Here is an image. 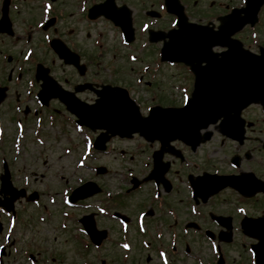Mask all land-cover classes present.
Returning <instances> with one entry per match:
<instances>
[{
  "label": "rangeland",
  "instance_id": "1",
  "mask_svg": "<svg viewBox=\"0 0 264 264\" xmlns=\"http://www.w3.org/2000/svg\"><path fill=\"white\" fill-rule=\"evenodd\" d=\"M17 1L19 9L17 10L18 14H14L16 17L15 30L21 32L25 26L20 18L24 17L29 21L31 17L36 16L39 12V0ZM97 1L89 0L88 3ZM116 1L126 2L134 9L136 25L142 22L143 13H141L140 8L142 0ZM54 3L57 7L66 9L62 21L57 23V29L59 35L64 38L66 45L76 51L80 55L81 61L86 64L87 75L85 78L89 76L97 82L131 84V95L137 100L143 111H146L147 107L154 103L148 97L152 92L159 94L160 97L157 101L160 102V105H180L179 88L185 86V79L187 80L186 77L183 78V71L180 67H163L154 77L158 86L149 85L145 87L136 84L135 79L138 73L133 75L135 72L133 70L136 68L141 70L142 66L151 63L154 49L144 50L143 53L137 54L135 60H131L130 55L134 52L133 48H126L121 44L119 35L113 30L109 22L103 18L88 22L84 21L78 11L76 12L78 0H54ZM42 37L41 33L33 36L32 41L36 42L34 45L32 44L34 48H36L37 43L42 42ZM36 49L37 58L47 59L48 67L58 78L69 77V74H71L73 82L81 80L73 68L64 65L58 59L50 62L49 65L51 53L48 50L45 48L42 50V47ZM150 53L152 56L148 58ZM18 56L20 58L21 55ZM11 57L13 60L8 63V71L10 67L18 63H15L16 56L11 54ZM25 67H27V63L24 64L23 68L25 69ZM8 71L0 69V78ZM145 79H152V77L146 73ZM0 84H2L1 80ZM25 84L22 80L17 84H12L11 81L8 89L9 94L0 103L1 120L5 130V141L3 149L0 150V164L3 157H6L8 161L10 160L9 169L13 186L17 188L25 187L28 193L38 192L41 195V203L46 206L41 209L22 200V203L16 204L17 213H21L19 214L20 220L17 217L15 220L8 219L0 213L2 225L0 244L6 242L3 238L4 233L7 234V232L10 236L8 242L14 240L6 248L7 254L4 257L3 264H31L29 258L25 257L22 260L23 258L18 254L23 250L30 251L34 255L37 252L36 256L40 258V262L42 259L47 258L50 259V262L52 261V264H161L157 249L168 242H148L150 243L149 248L141 247L139 240L145 238V236L137 237V234L130 228L128 239L130 235V239H132L130 243L133 249L129 258H124V251L121 250L118 244L119 236H121L117 224L119 222L109 216L97 215L95 218L97 227L107 229L109 237L97 250L90 247L86 251L81 244V238H83L81 234L83 233L80 232L81 228L76 222L82 214L96 211L97 203L105 209L111 206L114 211L126 214L130 218L135 217L139 211L149 208L146 205L148 195L152 191H150L149 183L145 184L139 192L122 194L125 191L124 188L129 186L130 174L136 176L142 174L144 163L149 159L150 149L147 145L142 143V139H138V137H135L137 140L125 142L114 139L107 146V152H98L94 149L91 151L90 142H92L97 131L92 133L85 127H83L84 130L76 128L73 117L67 114H65L67 117H64V115L61 117L60 114H57L52 125L47 123L46 115H42V126L44 127L41 135L37 136L42 142L43 140L46 141L43 145L38 144L37 139L33 140L32 137L34 119L30 118L31 114H25L26 119L24 120L28 123V130L24 132V141L22 140V144L20 143L19 149H14L15 121L17 117H23L22 111L16 116L14 101L15 98L21 99L24 89L26 90ZM15 91L18 92L17 96L14 94ZM86 94L80 95V97L88 101L93 100L92 93ZM22 105L20 101L21 110L23 109ZM30 106L32 105L30 104ZM56 106L59 107L60 104ZM56 106L52 104L51 108L55 110ZM60 108L62 110L61 106ZM252 109L256 110L255 107H252ZM255 112L257 113V110ZM56 141L59 145H56ZM225 145H228V149H232L228 143H225ZM219 146L218 140L213 139L200 146V149L193 153L186 150L184 155L187 159H194L201 164L200 168H192L193 170L189 172L193 174L199 172L200 174L202 169L210 172L216 165L223 166L222 159L225 149L221 150ZM208 153L212 155L211 160L206 156ZM130 154H133L132 160L129 159ZM97 166L105 167V173H96L95 167ZM223 167L227 168L226 166ZM186 172H188L186 169L177 168L176 165L171 167L170 175L176 185L168 194L164 195L162 193L165 197L164 200L178 211L179 219L182 222L189 220L186 207L188 204L185 203L187 191L185 184L179 182L178 178L185 177ZM85 181H93L100 188L99 194L82 200V205H88L89 209H86L87 207L64 206L61 202L63 190H67L69 187L72 190ZM118 194L120 197L116 196ZM155 194L156 196L159 194L158 190L155 191ZM50 197L55 201L52 204L49 202ZM115 197L118 198L114 200ZM150 205H153L152 201H150ZM150 210L153 214L147 217L146 221L150 227L159 226L160 224H154L158 221H171L170 215L164 214V208L160 209L157 205H153ZM64 211L67 212V216L63 215ZM165 229L164 225H162V228L160 227L162 232ZM163 239L167 240V236H164ZM14 250L17 252L14 253ZM174 264H176V261H174Z\"/></svg>",
  "mask_w": 264,
  "mask_h": 264
},
{
  "label": "water",
  "instance_id": "2",
  "mask_svg": "<svg viewBox=\"0 0 264 264\" xmlns=\"http://www.w3.org/2000/svg\"><path fill=\"white\" fill-rule=\"evenodd\" d=\"M113 4V0H105L100 4L93 5L89 9V17L95 18L100 14L105 15L119 24L130 40L132 30L129 11L126 6L115 8ZM113 10H115V18ZM203 28L188 25L181 21L176 31L169 32L168 46L167 44L164 45L162 50L169 60H182L190 64L196 74L195 90L192 97L181 108L156 106L151 109L147 117H141L138 113V107L132 101H123L122 94L107 91L113 89L101 91V97L92 105L83 104L76 99L62 98L68 109L78 117L77 122L79 124L87 125L93 129L105 130L94 141L96 149L104 150L105 143L110 136L118 134L119 136L129 137L133 132H139L146 139L153 140L157 138L163 143L174 138L192 140L196 137L200 128L207 127L209 123L216 121L218 117L223 116L225 118L230 112L237 119L243 107L251 102H257L259 98H264V72L262 70L253 71L250 65L251 61L247 59L252 58L244 54L243 51L234 49L231 44H228L229 51L219 60L213 57L216 61H213L209 66L199 68L194 65V63L199 64L203 60L209 62V48L213 45V37L209 31ZM177 34H182L183 37L179 38ZM62 51L65 54L63 55L66 57L65 59L76 65L80 69V73H83L85 68L83 65L79 67L77 57L69 55L70 53L63 46ZM39 71V75H42L43 79L42 86H44L39 96L46 103L50 95L48 91L53 82L49 77H46V70L43 72L42 69H39ZM2 92L3 89L0 88V100L4 96ZM109 95L115 96L116 99H109ZM262 104L264 105V102ZM224 133L229 136L237 135L236 132ZM162 151L163 149L155 154L154 169L157 173V179L162 177V173L166 169V167H162L157 163ZM99 171L102 172L103 170L99 169ZM0 179V193L4 194V199H0V205L10 211L13 208L14 200L23 196L24 191L12 187L6 168ZM200 179L191 180V183L196 187ZM203 180L205 181V178ZM207 181H211L210 177ZM86 188H90V191H87ZM96 191H98V188L89 182L75 189L70 199L74 201ZM6 195H9V197H6ZM91 218L90 215L83 218L82 221L93 241L99 243L100 238L104 237L106 232L105 230H96Z\"/></svg>",
  "mask_w": 264,
  "mask_h": 264
},
{
  "label": "flooded vegetation",
  "instance_id": "3",
  "mask_svg": "<svg viewBox=\"0 0 264 264\" xmlns=\"http://www.w3.org/2000/svg\"><path fill=\"white\" fill-rule=\"evenodd\" d=\"M249 3L255 7V22L253 25L249 22L253 17V8L251 7L246 11L244 9ZM18 5V2L12 0L9 5L12 26H14L13 36L0 34V69L2 71H7L8 63L13 60L8 53H19L17 49L20 35L15 30L16 17L14 15L17 14L14 7ZM174 6L176 9L180 8L182 10L187 21L208 25L214 30L219 26L222 17L235 13L239 18H243L242 20H246L247 23L234 34V37L240 39L243 46L250 52L254 54L264 53V0H177ZM140 8L141 13H143L142 21L146 19L151 23L148 29L169 30L172 28L174 20H176V16L167 11L163 0H142ZM131 9L134 15L135 11L132 7ZM148 11H154L156 15L151 17L147 14ZM51 29L57 37L62 38L57 35L59 31L56 23ZM27 37L29 41L30 33ZM144 38L148 46L147 50H157L160 45L159 42H148L147 33H145ZM62 39L64 40V38ZM220 49V47L214 48L215 51ZM15 62H17V57ZM14 69L15 67L12 68V70ZM52 74L60 85L68 90H72L76 83L83 81L98 84L91 79H85V77L73 82L71 74H69L70 78L63 77L62 79L58 78L53 71ZM191 77L192 74L189 81L192 80ZM0 80L2 83L0 85L9 87L11 80L8 73H4ZM86 93L88 92L85 91L80 95ZM14 94L17 96L18 92L15 91ZM249 109L250 107L242 111V116L246 121L252 122V125L244 127V136L241 143L224 138L220 135L216 126L211 127L213 133L210 140L217 139L220 145L219 148L221 150L225 149L222 164L227 168L216 165L210 173L238 174L249 172L254 176L246 175L242 179L245 194L228 186L217 191L204 203H195L193 237L189 242H177L178 264H264V242H256L255 239L244 236L240 228L243 218L259 219L264 216V114L259 115L258 112L254 113ZM250 117L251 119H249ZM225 143H228L232 149H228V145H225ZM208 156L210 157L208 159L211 160L212 155L208 153ZM194 165L201 164L196 161ZM200 171L204 172L206 170L202 169ZM197 174L199 172H196ZM216 216H222L225 219L223 221L226 223L230 217L232 233L229 241L224 239L225 234L220 237L222 231L228 230L220 224ZM175 247L173 246L172 249H175Z\"/></svg>",
  "mask_w": 264,
  "mask_h": 264
}]
</instances>
